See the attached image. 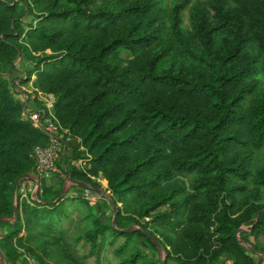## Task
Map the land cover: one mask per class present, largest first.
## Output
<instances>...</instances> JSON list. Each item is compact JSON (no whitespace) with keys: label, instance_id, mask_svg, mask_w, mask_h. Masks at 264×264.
<instances>
[{"label":"trees","instance_id":"16d2710c","mask_svg":"<svg viewBox=\"0 0 264 264\" xmlns=\"http://www.w3.org/2000/svg\"><path fill=\"white\" fill-rule=\"evenodd\" d=\"M19 59L29 64L21 82L35 77L37 92L55 96V119L78 141L65 158L71 177L106 179L118 228L143 230L116 231L80 195L73 218L61 208L63 180H42L37 206L16 198V180L35 172V147L48 143L22 119L11 78ZM0 69L8 263L23 262L21 248L37 264H83L79 245L99 256L120 236L118 254L134 237L158 252L148 231L166 264H260L248 246L264 251V0H0ZM82 157L88 172L71 166ZM162 261L133 252L120 264Z\"/></svg>","mask_w":264,"mask_h":264},{"label":"built area","instance_id":"2783aa9c","mask_svg":"<svg viewBox=\"0 0 264 264\" xmlns=\"http://www.w3.org/2000/svg\"><path fill=\"white\" fill-rule=\"evenodd\" d=\"M51 96V94H49ZM55 100L50 104L45 100V107L42 109H29L28 101L25 100V108L22 112V119L31 121L35 127L41 128L48 136V143L46 146H36L33 151V158L36 162L35 172L31 174L30 178L23 180L15 191L16 198L20 202H26L31 206H37L42 201L39 194H42L41 181L47 180L56 175L64 181L63 188L66 193L74 184L70 181L71 175L68 172L65 163V155L71 141L74 139L68 136V130H63L61 125L57 122L53 113V106ZM83 150L84 148L81 147ZM71 166L76 167L78 170L88 172L91 168L89 158H77L71 160ZM93 179L99 177L92 176ZM72 196H82L89 204L95 206L101 200L106 199L100 192L95 191L91 186L82 187L81 192L75 191L71 193ZM17 203V200H16ZM24 232L21 233L23 235ZM23 259L28 264H37L36 259L26 250L20 249Z\"/></svg>","mask_w":264,"mask_h":264},{"label":"rangeland","instance_id":"374dc122","mask_svg":"<svg viewBox=\"0 0 264 264\" xmlns=\"http://www.w3.org/2000/svg\"><path fill=\"white\" fill-rule=\"evenodd\" d=\"M166 1L170 2L171 0H166ZM185 23L188 24V12L185 13ZM123 56L129 58V54L127 52H123ZM17 66H18V70L17 72H14L12 70L11 78H12V81L15 80L16 83H19L21 85L20 86L21 92L18 95L20 98H24L26 101H28L29 109L35 108L37 106V101L41 100L42 102L45 103V100H46L47 103L50 104L52 100H55V96L51 93H43L42 91L37 92V88L33 84V80L35 77H33L32 81L29 83L21 82L22 78L26 77V75L24 74V69L26 66H29V64L25 60L20 61L19 59ZM49 94H51V96ZM76 144H78V141L73 139L68 147L65 158L73 156V148L74 146H76ZM73 159L71 158V160ZM97 181L100 182V187L105 188L107 191L110 192V190H108V181L106 179L99 177ZM81 190H82V187L72 185L65 197V200H63V206H61V208L64 209L65 212L71 215L73 218H77L79 209L82 212L83 210L81 208L82 203H80L76 199H72L71 193L75 191L81 192ZM76 207H78L79 209L75 210ZM93 212L99 216H102V218H103V213H106L105 215L108 217V219L113 220L114 209L110 201L107 205H103V206H98L96 204ZM64 224L67 226L69 225V223H67L66 221L64 222ZM134 226L137 227V225H132L131 227H134ZM6 230H8V227L6 226H2L0 228V238H1V234ZM251 239L253 241H256L253 237H251ZM110 241H111V238L108 237V240L106 241V244L104 248L102 249L101 254L99 256L92 255L88 257L90 254V246L79 245L77 247V256H79L80 258H83L81 260L83 264H120L124 258L129 257L133 252H140L142 256L145 258L146 262H153V260H158V258L165 260L166 258V254L164 253L163 249L162 251L156 252L150 246V244L144 238H141V237H134L132 240L128 241V246L126 247V249L123 251L122 254L116 253V249L127 241V237L120 236L114 243H111ZM259 241L261 244L264 245V237H261ZM20 249L21 248L18 249L19 254L21 253ZM85 255H87L86 258H84ZM255 258L260 261L261 254L256 253ZM22 259H23V256H22ZM3 261L5 263L8 262L5 259V257L0 253V264H2ZM17 264H28V263L24 259L22 262L20 258ZM170 264H172V262H170ZM262 264H264V261Z\"/></svg>","mask_w":264,"mask_h":264},{"label":"water","instance_id":"95a60500","mask_svg":"<svg viewBox=\"0 0 264 264\" xmlns=\"http://www.w3.org/2000/svg\"><path fill=\"white\" fill-rule=\"evenodd\" d=\"M31 177V174H25L21 177H19L16 182H15V191L17 189V186L20 182V180L22 179H26V178H30ZM70 181H72L74 184H77L78 186L80 187H85V186H91L95 191H98L100 192L105 198H107L112 206H113V209H114V215H113V220H112V227L116 230V231H119V232H123V233H132L138 229H141L139 227H128V228H118L117 226V217H118V205L115 203L112 195L110 194L109 191H107L105 188H102L100 186H94V185H90L88 184L87 182L85 181H81V180H77V179H74L72 177H69ZM66 191H65V188H63V192H62V195L60 196L59 199H61L64 195H65ZM14 216L15 218L18 217V209H17V206L14 208ZM2 220V218H0V221ZM143 230V229H141ZM241 229L238 230V233L240 232ZM145 233L148 235V237L151 238V240L155 243V245L157 246L158 250L159 251H162V246L159 242V240L157 239V237H155L153 234H151L150 232L148 231H145ZM250 248V250L254 251L255 253H259L261 254V260H260V264L263 263L264 261V251H261L259 249H256L255 247L249 245L248 246ZM2 264H6L4 261L2 262ZM162 264H166L165 260L163 259L162 261Z\"/></svg>","mask_w":264,"mask_h":264},{"label":"crops","instance_id":"0c3cea01","mask_svg":"<svg viewBox=\"0 0 264 264\" xmlns=\"http://www.w3.org/2000/svg\"><path fill=\"white\" fill-rule=\"evenodd\" d=\"M60 181H61V179H60L58 176L54 175V176H52L51 178L47 179V180H46V183H47L48 185H50V186H54V187L56 188L57 186L60 185ZM98 206H103V204H102V205L99 204ZM6 264H8V262H7ZM9 264H10V263H9ZM11 264H12V263H11Z\"/></svg>","mask_w":264,"mask_h":264}]
</instances>
